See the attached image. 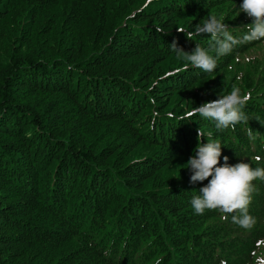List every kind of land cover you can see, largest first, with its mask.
Here are the masks:
<instances>
[{
    "label": "trees",
    "instance_id": "trees-1",
    "mask_svg": "<svg viewBox=\"0 0 264 264\" xmlns=\"http://www.w3.org/2000/svg\"><path fill=\"white\" fill-rule=\"evenodd\" d=\"M241 3L0 0V264H263L264 182H253L245 229L195 213L208 181L190 184L185 168L198 130L222 145L221 164L264 167V40L243 41L252 21ZM213 15L241 42L211 74L182 70L173 41L191 52L210 38L177 28ZM84 27L97 40L69 36ZM233 87L252 94L248 124L218 131L188 115ZM139 144L159 154L132 157ZM108 145H119L109 168L98 162Z\"/></svg>",
    "mask_w": 264,
    "mask_h": 264
},
{
    "label": "clouds",
    "instance_id": "clouds-1",
    "mask_svg": "<svg viewBox=\"0 0 264 264\" xmlns=\"http://www.w3.org/2000/svg\"><path fill=\"white\" fill-rule=\"evenodd\" d=\"M239 9L252 21L245 25L247 32L243 41L264 40V0H242ZM157 31L163 32L161 29ZM177 31L184 33L189 40L205 34L210 38L208 48L196 44L191 52L184 51L173 41L169 46L171 51L187 61L182 70H187L190 65L206 74H211L217 68L218 58L230 54L234 46L241 42L232 36L223 18L216 15L204 20L202 24H197L193 31H186L183 27L177 28ZM251 59L248 57L246 61L250 62ZM251 97L250 91L242 93L240 88L233 87L229 94L201 103L192 108L188 115L190 117L199 115L203 119L213 121L218 131L228 128L234 131L238 124H248V116L244 108ZM247 135L249 139L254 140L259 133L254 134L249 127ZM202 137L203 133L198 130L194 155L190 156L185 164V168L191 173L190 184L208 181L199 188V195L191 199L192 208L199 215L206 210L218 211L222 220L227 221L231 216L233 223L245 229L252 228L256 221L249 214V209L253 194L258 191L253 182L256 180L264 182V167L253 168L247 162L229 164L227 156H223V164H221L222 145L218 141L201 143ZM155 264H162V258H157Z\"/></svg>",
    "mask_w": 264,
    "mask_h": 264
},
{
    "label": "rangeland",
    "instance_id": "rangeland-1",
    "mask_svg": "<svg viewBox=\"0 0 264 264\" xmlns=\"http://www.w3.org/2000/svg\"><path fill=\"white\" fill-rule=\"evenodd\" d=\"M66 36H68V34L66 33ZM71 38H73V37H76V36H78V37H87V38H89L90 40H92V41H95V40H97V38H98V36H99V34H93V35H87V31H86V28L84 27V28H79L78 29V32H77V34H71V35H69ZM66 43H67V45H68V47H71L72 45H73V42L72 41H70L69 39H66ZM101 42H99V44L98 45H100L99 47H101ZM105 46V44L102 46V47H104ZM107 47V46H106ZM105 47V48H106ZM104 48V49H105ZM103 49V50H104ZM102 50V51H103ZM0 52H2V51H0ZM109 51H107L106 53H108ZM4 55H6L5 54V52H2ZM11 59V62H12V64H14V62L16 61V58H10ZM121 61H123V62H125V61H127V59L126 58H123V59H121ZM4 63H6V64H8L9 65V60L6 58L5 60H4ZM12 64H11V66H12ZM10 66V67H11ZM219 96H221V95H218V97ZM162 132H163V130H162ZM166 135V134H165ZM102 145H106L105 143L104 144H102ZM101 145V146H102ZM118 149H119V145H108L104 150H103V152L105 153L103 156H100L99 158H98V162L101 164V165H105V166H108V168L109 167H111V166H113V165H118L119 163H118V161L116 160V157H117V155H118ZM153 150H149L148 149V147L147 146H145V145H141V144H139V147H138V149L137 148H134V149H131L130 151H129V153H130V155H133L132 157H142V156H145V155H151V154H159V152L157 153L156 151L157 150H154V148H152ZM160 151V150H159ZM109 155H111V156H109ZM103 158H105V160H102ZM169 168V167H168ZM167 168V169H168ZM151 175V174H150ZM146 179V177H144V178H141L140 180H138V182H134L133 184H132V186L136 189V190H138V188H139V182L141 181V180H145ZM43 196H37V199H43L42 201H47V200H45V198H42ZM51 204L52 205H54L52 202H51ZM134 205V204H133ZM135 206V205H134ZM138 211V210H137ZM140 211V210H139ZM259 255V258H260V261H262V263L264 264V242H263V244L260 246V248H259V250H258V252L256 253V257Z\"/></svg>",
    "mask_w": 264,
    "mask_h": 264
}]
</instances>
